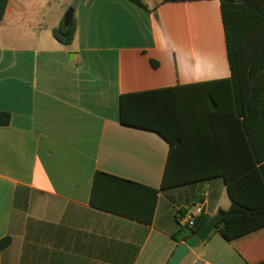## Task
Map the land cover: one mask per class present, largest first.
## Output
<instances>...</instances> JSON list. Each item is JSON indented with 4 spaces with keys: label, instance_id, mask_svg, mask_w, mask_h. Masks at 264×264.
I'll return each instance as SVG.
<instances>
[{
    "label": "crops",
    "instance_id": "1",
    "mask_svg": "<svg viewBox=\"0 0 264 264\" xmlns=\"http://www.w3.org/2000/svg\"><path fill=\"white\" fill-rule=\"evenodd\" d=\"M71 1L8 0L0 19V264H166L197 206L207 218L230 207L218 172L254 174L244 187L260 192L264 123L226 82L219 0H80L64 45L52 30ZM241 81L239 95L264 102V70ZM120 97L186 145L173 171L200 180L160 189L169 143L122 124ZM97 171L157 189L151 224L91 207ZM180 264H264V228L230 242L216 228Z\"/></svg>",
    "mask_w": 264,
    "mask_h": 264
},
{
    "label": "trees",
    "instance_id": "2",
    "mask_svg": "<svg viewBox=\"0 0 264 264\" xmlns=\"http://www.w3.org/2000/svg\"><path fill=\"white\" fill-rule=\"evenodd\" d=\"M8 0H0V19L3 17ZM143 9H146L141 0H127ZM163 2H182L195 0H162ZM220 16L223 25L225 46L231 78L234 89L235 103L242 111L246 110L247 121L264 123V102L259 91H252L248 99L239 95L242 87L241 80L245 75H251L264 70V0H219ZM75 20L65 27L61 23L52 30L53 37L61 44L67 45L73 39ZM153 68L158 66L150 60ZM124 97H120V122L122 124L137 126L156 131L170 146L168 160L162 177L160 189H167L182 184L196 182L199 176H184L173 171L172 158L179 148L180 153L186 151L182 141L172 137L164 131L155 119L134 118L128 115L123 107ZM10 115L0 111V125H7ZM246 125V121L243 123ZM264 178V163L255 171ZM227 193L231 199L230 207L220 211L222 217L217 225L219 233L227 240L233 241L239 236L264 228V186L260 192L251 191L244 185L254 174H247L241 179H228L224 172ZM158 190L139 184L134 181L122 179L104 172H95L92 178L89 204L91 207L110 213L143 225L152 222L157 201ZM209 218L196 217L194 226L185 225L172 235L174 240H185ZM11 238L5 236L0 239V252L8 247Z\"/></svg>",
    "mask_w": 264,
    "mask_h": 264
},
{
    "label": "water",
    "instance_id": "3",
    "mask_svg": "<svg viewBox=\"0 0 264 264\" xmlns=\"http://www.w3.org/2000/svg\"><path fill=\"white\" fill-rule=\"evenodd\" d=\"M79 2L80 0L71 1L62 19L63 26H69L74 11ZM221 217L222 213L218 212L215 215L211 216L204 224L199 226L191 236L186 238L183 243H180L175 247L166 264H180L190 250L196 248L200 243L204 242L216 229Z\"/></svg>",
    "mask_w": 264,
    "mask_h": 264
},
{
    "label": "built area",
    "instance_id": "4",
    "mask_svg": "<svg viewBox=\"0 0 264 264\" xmlns=\"http://www.w3.org/2000/svg\"><path fill=\"white\" fill-rule=\"evenodd\" d=\"M203 215V211L201 209L200 206H197L194 210V216L190 217L187 221H186V225L188 226H194V220L196 217H200Z\"/></svg>",
    "mask_w": 264,
    "mask_h": 264
}]
</instances>
